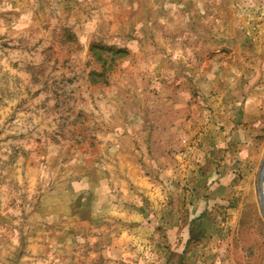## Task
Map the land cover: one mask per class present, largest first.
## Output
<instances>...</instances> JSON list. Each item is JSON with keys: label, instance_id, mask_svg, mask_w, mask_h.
Listing matches in <instances>:
<instances>
[{"label": "rangeland", "instance_id": "obj_1", "mask_svg": "<svg viewBox=\"0 0 264 264\" xmlns=\"http://www.w3.org/2000/svg\"><path fill=\"white\" fill-rule=\"evenodd\" d=\"M0 264H264V0H0Z\"/></svg>", "mask_w": 264, "mask_h": 264}]
</instances>
